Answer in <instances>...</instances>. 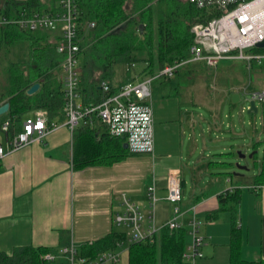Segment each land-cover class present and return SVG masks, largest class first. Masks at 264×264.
Wrapping results in <instances>:
<instances>
[{"label": "crops", "instance_id": "obj_1", "mask_svg": "<svg viewBox=\"0 0 264 264\" xmlns=\"http://www.w3.org/2000/svg\"><path fill=\"white\" fill-rule=\"evenodd\" d=\"M55 4L56 0H39L38 12L52 10ZM10 13L15 15L17 11L11 9ZM48 34L55 46L58 32ZM144 68L133 79L127 76L126 69L119 70L112 86L117 89L128 82L150 80L153 153L127 151L124 158L116 161L120 149L127 150L126 140L109 136L97 118L90 124L81 121L73 130L65 125L66 119L54 122L57 126L40 140L8 152L0 162V251L11 253L26 246L62 249L73 245L78 249L110 232L122 233L113 225L112 214L121 210L123 197L139 205L144 214L150 213L151 223L159 229L172 215V205L164 199L168 174L179 170L183 214L178 221L186 229L189 243V221L194 216L203 238V257L190 259L189 264H229V213L221 212L214 219L212 212L218 209L219 195L235 189H239L240 196V255L247 261L264 259V187L255 188L252 184L257 171L244 174L246 171L232 169L224 174L215 173L204 161L195 160V151L199 150L196 113L189 106L195 107L197 103L184 97L177 84L170 81L175 74L160 82L159 73L150 76L143 72ZM262 92L264 85L261 92L254 94ZM99 96H102L100 86L91 92L80 81L82 105H94ZM217 107V104L210 106V114L216 118ZM245 108L248 105L242 106V111ZM35 111L24 115L20 124ZM7 113L0 115V124L8 119ZM260 125L262 129L264 121ZM12 135H0L2 144ZM198 135L201 137L202 131ZM245 137L246 141L251 140L245 135L232 138ZM246 141H241L242 146H249ZM148 186L155 188L159 199L152 208L147 198ZM112 253L113 260L98 264H128L125 247Z\"/></svg>", "mask_w": 264, "mask_h": 264}, {"label": "trees", "instance_id": "obj_2", "mask_svg": "<svg viewBox=\"0 0 264 264\" xmlns=\"http://www.w3.org/2000/svg\"><path fill=\"white\" fill-rule=\"evenodd\" d=\"M39 0H0V51L8 53L10 46L26 42L29 48L27 70L9 63L7 69V89L0 94V104L8 103L10 127L6 135L20 131V121L24 115L34 110L46 112L48 124L66 119L63 112L62 80L59 65L63 56L57 53L50 41L49 32H31L19 28L14 20L30 17L38 12ZM52 10L45 13H53ZM78 31L80 34V52L77 70L81 84L95 91L103 81L115 87L112 80L117 76V64L128 67L135 61L132 55L136 51L146 52L144 73L154 76L165 66L178 64L175 75L181 66L190 62L189 48L193 43L191 28L197 23H206L211 15L198 9L187 0H77ZM35 8V9H34ZM16 10L14 15L10 10ZM93 23V28L90 24ZM256 55L264 54V48H252ZM253 58L250 68L263 61ZM127 72V71H126ZM130 81L129 79H127ZM40 85L37 92L27 95L33 84ZM102 96L94 100V105ZM2 103V105H3ZM91 121L94 116L89 117ZM83 122V121H82ZM264 132V125L262 126ZM256 146H253L255 149ZM256 153H253L254 158ZM127 150L120 149V160ZM257 173L253 176L255 188L264 187V148L259 163L255 165ZM224 174V173H222ZM229 175V173H226ZM239 189L224 191L219 195L218 209L212 212L217 218L221 212L229 213V264H264V259L247 261L240 255L241 230L238 226ZM186 229L162 227L153 237V241L123 242L124 235L110 232L92 243L83 244L76 249L77 264H91L107 252L125 247L128 252V264H189L182 257L186 247ZM123 245H120V242ZM202 249V248H201ZM61 249L45 247H19L11 253L0 251V264H69ZM52 255V261L46 258ZM63 257V258H62ZM57 259H61L58 263ZM82 260L83 262H79Z\"/></svg>", "mask_w": 264, "mask_h": 264}, {"label": "built area", "instance_id": "obj_3", "mask_svg": "<svg viewBox=\"0 0 264 264\" xmlns=\"http://www.w3.org/2000/svg\"><path fill=\"white\" fill-rule=\"evenodd\" d=\"M198 9H203L211 15L206 23L195 24L190 33L193 43L189 48L188 62H202L208 68H216L225 58L262 60L264 54L245 56L244 50L256 48L264 41V0H187ZM53 13H34L30 17L14 20L19 28L35 31L58 32L55 42L57 53L63 56L59 65L62 80L63 112L65 125L73 130L79 122L92 123L89 117L94 116L103 124L109 136L126 140L129 154H151L154 149L153 138V110L148 103L150 99V80L128 82L115 89L112 93L111 84L103 81L100 84L102 100L95 105L84 106L79 101L80 74L78 54L80 52V34L78 31L77 0H56ZM90 28H93L91 23ZM178 64L165 66L159 71V76L172 78ZM254 100L264 99V92L254 94ZM11 123L7 119L0 124V135H6ZM57 125L48 124L46 112L36 110L31 117H27L21 130L10 136L5 145L0 141V162L4 156L18 150L33 141H38L50 129ZM150 208L159 200L155 188L146 189ZM165 201L172 205V215L164 226L169 229H179L178 219L183 214L181 209V174L179 170L170 171ZM121 210L112 214V223L122 230L123 242L153 241L157 229L152 222L151 214H144L140 206L129 198L121 200ZM200 223L193 216L189 221L190 242L186 245L182 257L185 261L201 258L203 254V238L199 234ZM120 242V245H123ZM66 256L69 264L75 262L76 247L70 245L60 250ZM113 253H104L91 264H98L106 259L113 260ZM50 261L52 255H47ZM79 262H83L79 260Z\"/></svg>", "mask_w": 264, "mask_h": 264}, {"label": "rangeland", "instance_id": "obj_4", "mask_svg": "<svg viewBox=\"0 0 264 264\" xmlns=\"http://www.w3.org/2000/svg\"><path fill=\"white\" fill-rule=\"evenodd\" d=\"M4 51V49L0 51V93L7 89L6 68L9 63L16 64L26 71L30 55L26 42L11 45L8 53ZM243 53L245 56L256 55L250 50H244ZM132 55L135 57L132 65L128 67L126 64H117L115 67L117 70L126 69L129 73L127 76L133 79L146 65V52L136 51ZM261 61L264 65V59ZM251 65L252 60L230 58L221 60L216 68H208L202 62H190L181 66L179 73L170 80L177 84L179 92L184 97L192 98L197 103L195 107L189 106V109L196 113L197 127L195 129L199 145V150L195 151L193 158L204 161L205 165H209L211 171L215 173L230 172L236 169L237 164L247 169L246 172H242L244 174L257 171L255 165L259 163L264 148V133L260 125L264 121V99L262 102L255 100L258 108L256 113L248 114L247 109L242 111L241 107L248 105L254 93L262 91L264 66L258 69L255 67L256 63L252 68H250ZM161 77L160 82L170 79ZM233 94H239L238 103L231 101ZM211 104L218 105L217 118L210 114ZM214 127L218 131H215ZM200 131H202L201 137L198 135ZM238 135L249 137L250 141H246V137L243 138L249 146H242V138H232ZM253 146H256L255 149ZM202 147H204L203 150H201ZM252 152L256 154L254 158L249 159L248 156ZM239 154L245 155L246 158H240ZM186 243H188L187 240ZM60 260L57 259L56 262Z\"/></svg>", "mask_w": 264, "mask_h": 264}, {"label": "water", "instance_id": "obj_5", "mask_svg": "<svg viewBox=\"0 0 264 264\" xmlns=\"http://www.w3.org/2000/svg\"><path fill=\"white\" fill-rule=\"evenodd\" d=\"M256 48H264V41L262 42H259L257 45H256ZM40 85L38 83H35L33 84L32 86H30V88L27 90V95H32L34 94L35 92H37V90L39 89ZM240 100V96L239 94H233L231 96V101L233 103H237L238 101ZM8 109H9V104L8 103H4L3 105L0 106V115H3L5 113L8 112ZM257 112V108H256V105H255V101L253 98H251V100H249L248 102V108H247V113L250 114V113H256ZM125 148H127V145L125 144L124 145ZM241 153V152H239ZM254 152H252V154H250L248 156V158L250 159L252 157ZM240 155V154H239ZM240 158L244 159L246 158L245 155H240ZM236 169L239 170V171H246L247 169L245 167H240L236 166Z\"/></svg>", "mask_w": 264, "mask_h": 264}]
</instances>
